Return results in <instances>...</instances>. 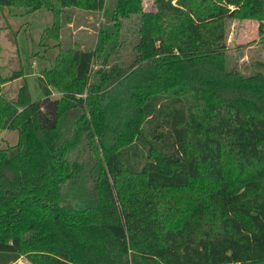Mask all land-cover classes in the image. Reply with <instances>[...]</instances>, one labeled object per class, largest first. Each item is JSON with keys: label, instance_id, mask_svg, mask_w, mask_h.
Here are the masks:
<instances>
[{"label": "trees", "instance_id": "16d2710c", "mask_svg": "<svg viewBox=\"0 0 264 264\" xmlns=\"http://www.w3.org/2000/svg\"><path fill=\"white\" fill-rule=\"evenodd\" d=\"M154 5L0 0L52 14L40 39L44 97L33 99L26 81L7 97L3 85L23 70L0 73V132L18 133L0 144V264L23 255L33 264L264 262V61L249 75L228 68L225 28L227 18H262L264 0ZM68 7L107 10L96 48L61 43ZM132 15L138 38L124 64L115 53ZM85 138L100 151L89 174L71 157ZM195 181L210 189L193 209L167 194Z\"/></svg>", "mask_w": 264, "mask_h": 264}, {"label": "rangeland", "instance_id": "374dc122", "mask_svg": "<svg viewBox=\"0 0 264 264\" xmlns=\"http://www.w3.org/2000/svg\"><path fill=\"white\" fill-rule=\"evenodd\" d=\"M155 0H143L145 10H155ZM234 7V6H232ZM52 14L47 8L29 10L23 6H5L0 8V73L10 76L17 70H23L24 76L10 80L5 87L7 97L15 99L18 88L26 81L29 85L33 99L44 97L40 86L39 75L42 70L50 66V61L41 57L45 53L40 39L44 29L51 23ZM107 10L90 11L79 7L65 8L60 18L61 43L65 47H73L76 44L84 49H94L99 39L101 27L108 22ZM139 16L132 15L122 18V25L118 36V58L120 62L128 64L132 57L134 44L138 38ZM226 52L228 68H238L244 74L249 75L257 71L256 62L264 61V15L262 18L231 17L225 20ZM57 49H51L56 54ZM50 55V53L48 52ZM51 56V55H50ZM114 56V55H113ZM96 58L93 66V74L100 68V62ZM264 72V70H262ZM4 91V92H5ZM60 92L54 91L53 98L59 97ZM18 141L16 130L0 132V144L2 146L14 145ZM100 154L99 148L94 146L87 138L82 140L79 148L71 154V157L79 159L88 169V174L93 170ZM89 179V177H88ZM92 174L87 182L91 189ZM210 187L204 181H195L185 189L168 190L169 196L182 204V208L197 204L207 195ZM72 199V200H71ZM69 204L75 206V199L71 198ZM67 205V203H66ZM180 210H183V209ZM177 216L182 214L176 213ZM12 264H33L25 255ZM255 264H264L259 262Z\"/></svg>", "mask_w": 264, "mask_h": 264}, {"label": "crops", "instance_id": "0c3cea01", "mask_svg": "<svg viewBox=\"0 0 264 264\" xmlns=\"http://www.w3.org/2000/svg\"><path fill=\"white\" fill-rule=\"evenodd\" d=\"M8 83V82H7ZM7 83H5L4 85H3V87H2V91H3V93H6V89H5V87L7 86ZM19 89V88H18ZM5 91V92H4ZM17 93H18V91H17ZM11 97H16L17 96V94H16V96H12V95H10Z\"/></svg>", "mask_w": 264, "mask_h": 264}]
</instances>
